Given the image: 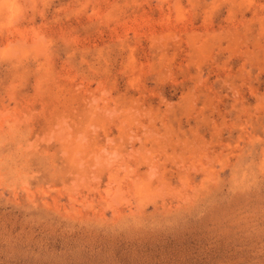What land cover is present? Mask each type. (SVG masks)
I'll return each mask as SVG.
<instances>
[{"label":"rangeland","instance_id":"1","mask_svg":"<svg viewBox=\"0 0 264 264\" xmlns=\"http://www.w3.org/2000/svg\"><path fill=\"white\" fill-rule=\"evenodd\" d=\"M0 264H264V0H0Z\"/></svg>","mask_w":264,"mask_h":264}]
</instances>
